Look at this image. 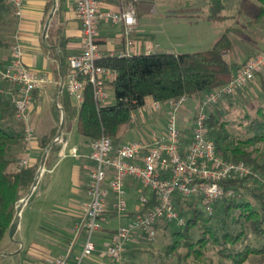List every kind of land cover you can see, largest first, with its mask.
I'll return each mask as SVG.
<instances>
[{"label": "built area", "instance_id": "1", "mask_svg": "<svg viewBox=\"0 0 264 264\" xmlns=\"http://www.w3.org/2000/svg\"><path fill=\"white\" fill-rule=\"evenodd\" d=\"M18 16L22 0H8ZM99 0H79L76 11L82 26V52L68 59L69 73L63 83L64 89L78 108L84 103L85 91L92 86L99 107H105L111 98L108 82L117 77L113 69L100 65L102 60L99 43V26L108 22L124 26V38L131 45L135 27L136 12L132 7L120 12L100 9ZM153 48L147 52L152 53ZM25 50L15 44L11 60L0 67V78L10 85L16 116L24 126L28 150L37 142L33 123L32 108L35 93L43 92L49 82L43 73L27 68L23 62ZM131 53L121 54V58L132 57ZM264 71V50L251 57L238 69L231 81L224 87L209 92L196 112L190 118L191 138L186 143L180 126V115L187 98L160 102L147 99L146 103L132 113L130 123L135 126L140 115L145 112L161 113L168 109L165 130L152 131L140 140L116 143L112 138L102 136L90 143V162L84 210L75 220L73 233L75 242L82 239V250L74 258V264H83L97 252L96 234L102 224L108 222L106 214L116 213L128 222L111 236L106 244L105 256L120 260L127 248L141 237L149 241L157 237L156 224L160 221L185 224V219L177 209L180 197L186 200H200L204 210L211 215L214 205L226 198L234 197L233 189L222 183L229 180L259 178L253 168L245 162L226 160L217 151L215 141L209 138L206 121L209 108L217 105L225 97L233 96L244 89L255 77ZM61 147L59 156L67 157L68 141L59 133L55 141ZM71 156L81 159L78 148ZM31 163L30 158L20 161V168ZM133 183L137 185L132 186ZM131 190L137 193V208L134 215L128 210V196ZM143 191H148L145 195ZM142 208H146L141 211ZM71 254L56 259L54 264H68Z\"/></svg>", "mask_w": 264, "mask_h": 264}, {"label": "trees", "instance_id": "2", "mask_svg": "<svg viewBox=\"0 0 264 264\" xmlns=\"http://www.w3.org/2000/svg\"><path fill=\"white\" fill-rule=\"evenodd\" d=\"M260 1L264 3V0ZM208 2L209 11L205 21L222 24L234 18L224 14L226 1ZM243 7L244 0L241 1L239 12ZM259 15H264V8L260 9ZM14 19L15 12L10 2L0 0V47L9 45ZM232 33L233 30L227 27L213 47L207 50L102 59L101 66L117 72V77L107 84L112 102L99 107L92 86L89 85L83 105L77 108L64 89L61 97L66 122L75 123L78 134L89 143L102 136L110 137L118 143L123 130L133 127L130 123L132 113L141 108L147 99L167 102L198 97L221 89L244 65L229 61L234 47V40L230 36ZM0 67L4 68L1 64ZM233 96L225 97L220 102ZM219 103L212 112H208L206 127L209 138L215 141L220 156L226 160L247 163L259 178L223 182L225 188L233 189L236 194L216 203L211 215L206 213L200 200L178 197L177 209L185 219V224L177 226L160 221L155 226L157 232L170 234L173 239V243L159 257V264H223V261L244 264L252 256L264 258V152H259L258 148L252 149L256 145H264V110L260 109L258 116L254 118L247 116V129L251 136L241 140L235 139L227 128ZM185 133L187 134L183 135L188 143L192 133ZM56 135L57 129L45 136L40 149L46 150ZM27 148L24 126L17 119L10 85L0 78V254L4 252L3 242L9 236L17 207L24 196L30 193L42 160L40 154L29 166L11 170V166L19 161L20 155ZM50 151H55V146ZM135 185L139 187L137 183L132 184ZM143 193L149 194L148 191ZM145 209L142 208L141 211ZM110 213V218L118 217L116 213ZM132 215L133 211L129 217ZM195 230L200 233L199 239L193 236ZM116 231H112V235ZM140 243L151 241L141 237L133 245ZM210 247L220 258L219 263L206 256ZM181 250L184 252H180Z\"/></svg>", "mask_w": 264, "mask_h": 264}, {"label": "rangeland", "instance_id": "3", "mask_svg": "<svg viewBox=\"0 0 264 264\" xmlns=\"http://www.w3.org/2000/svg\"><path fill=\"white\" fill-rule=\"evenodd\" d=\"M146 1L140 2V0H137L136 5L130 7L135 10L136 15V7H138L141 29L152 37L156 36V43L161 45V48L158 49L159 51H167L171 46L176 47L181 53L211 49L214 45V43L211 44L210 42L212 35L216 34V40L219 39L225 33L227 27L233 30V33L230 34L234 40V47L229 55L231 63L241 62L248 55H256L264 48V15H259L260 9L264 8V3L260 0H244V7L241 12H239V6L242 0H223L224 2L226 1L227 6L224 14L234 16V18L222 24L211 23V27L208 26L209 22L203 23L201 19H197L198 16L208 13V0ZM178 20L181 21L178 23ZM190 22L198 23L191 24ZM207 95L208 93H203L198 97L188 98L184 104L180 115V126L184 135L187 134L185 132H191L190 118ZM56 101L57 92L51 86H47L41 99L37 102V107L41 109L40 114H37L36 111L34 112V116L38 120L36 121V137L39 147L42 141L39 138L51 129ZM110 102H112V98L109 99L108 103ZM219 104V108L224 112L222 119L227 122V128L235 139L244 140L250 137L251 134L247 129L249 125L247 116L254 118L258 116L260 109L264 110V71L256 76L241 93ZM214 109L215 106L209 108L208 112H212ZM166 112L168 113L167 108L161 113L145 112L144 115H140L135 126L123 130L121 139L118 142L129 143L142 139L144 135H149L152 131L163 132L168 117ZM63 136L68 141L67 157L61 159L59 154H57L52 159V155L49 157L51 151L48 152L47 158H49H46L44 171L38 179L32 195L33 198H30L31 201H28L22 211L19 228H24V243H28V241L33 239L37 228H40L41 221L48 218L46 214L53 213L63 216L71 212L72 205L75 204L74 202L78 196L76 192V188L79 187L77 185L78 182L81 185L86 184L84 180L86 177L85 171L79 174L82 178L84 177L81 181L76 176L82 158L76 159L71 156L74 148H78L81 156L85 155V150L88 149L85 140L78 134L76 124L71 127L66 120ZM254 148H258L259 152H264L263 144L256 145L252 149ZM45 152L46 150L39 149L36 152L31 150L29 153H32L31 156L33 158H37L42 154L43 158ZM26 157L28 156L26 155ZM20 161L21 159L15 165H12L11 170L15 169V166L20 168ZM129 193L128 210L135 211L138 205L137 193L135 190H131ZM26 197L24 196L22 200ZM111 214H106L108 222L102 224V229L95 236V242L98 245L97 252L92 258L86 259L83 264H92L91 262H94V264L98 262L99 264H157L161 254L173 243L170 234H163L159 231L157 237L151 243H140L135 246L131 244L120 260H111L105 256L106 244L109 240L107 232L118 230L128 222L121 217L110 218ZM73 219L75 221L77 217ZM193 236L195 239H199V231L195 230ZM180 252L184 251L181 250ZM206 256L208 258L211 257L215 263L221 261L212 247L208 249ZM223 264L232 263L223 261ZM244 264H264V258L262 256H252Z\"/></svg>", "mask_w": 264, "mask_h": 264}, {"label": "crops", "instance_id": "4", "mask_svg": "<svg viewBox=\"0 0 264 264\" xmlns=\"http://www.w3.org/2000/svg\"><path fill=\"white\" fill-rule=\"evenodd\" d=\"M78 1L79 0H22V8L20 9L19 15H15V21L12 25L13 29L10 35V43L8 46L0 47V64L6 66L11 60L12 47L15 44L21 45L25 50L23 56L25 66L35 72L43 73L48 77L49 82L45 85L43 92L47 86H51L52 89L57 92V101L54 109L55 111H53L54 116L51 122V129L39 139H43L45 136L50 135L51 132L56 129L57 137L61 132H58L59 126L61 130L63 117L65 118V111L63 108L64 102L61 94L64 90L63 83L69 73L68 59L82 52V26L76 11ZM136 1L137 0H99V6L100 9L104 11L120 12L132 5H136ZM141 1L147 2L146 0H140V2ZM136 10L137 26L131 37V45H129L124 38L123 25L108 22L100 24L98 40L101 47L102 59L120 57L123 53H131L133 56L151 54L147 52L148 48L154 49L152 54H181L176 47L172 46L170 48L168 47L169 49L167 51H159L158 49L161 48V45L156 43V36L152 37L141 29V18L138 7H136ZM205 16L206 15H200L197 19H201L203 23H208L204 19ZM180 21L181 20H178V23ZM190 23L193 24L198 22ZM208 24V26L211 27V23ZM216 38V34H213L210 41L211 44L216 43L218 40H216ZM263 50L264 48L261 49V51ZM251 57H253V55H248L241 62L239 61L237 63H243ZM43 92H37L35 94V101L32 108L35 131L37 130L36 121L38 120H36L34 112L36 111L37 114H40L41 109L37 107V102L41 99ZM70 100L72 104L77 107L71 97ZM74 124L75 123L70 124L71 127ZM85 144L88 149L85 150V155L82 157V162L80 168L77 169L76 176L80 178L81 181L84 177L82 178L79 174L85 171L86 177L84 180L87 184L90 166L88 155L90 154L91 148L89 147V142L85 141ZM53 146H55V151L51 152L49 155V157L52 155V159L54 155L60 153L61 149L59 145L54 144ZM39 149V142H34L29 150L27 148V150L20 155L19 160L30 157L31 162H34L36 158H33L31 156L32 153L30 154L29 152H31V150L32 152H36ZM26 155L28 157H26ZM15 169L18 168L15 166ZM86 184L81 185L78 182L77 185L79 187L76 188L78 196L74 202L75 204L72 205V211L63 216L53 213L46 214L48 218L41 221L40 228H37L35 236L28 241V243H24L23 241L25 239L24 228L18 229L13 240L8 236L3 242L4 252L0 254V264H54L56 259L68 253L71 254L68 264H74V258L78 256L82 250L81 241L83 240L80 239L77 243L75 242L73 233L75 221L73 218L80 216L88 200L85 191ZM111 232H107L108 239L112 236ZM91 263L94 264V262ZM97 264H99V262Z\"/></svg>", "mask_w": 264, "mask_h": 264}, {"label": "water", "instance_id": "5", "mask_svg": "<svg viewBox=\"0 0 264 264\" xmlns=\"http://www.w3.org/2000/svg\"><path fill=\"white\" fill-rule=\"evenodd\" d=\"M64 124H65V118L63 117V120H62V124H61V130L60 131H63V128H64ZM55 141H56V138L55 140L50 144V146L46 149V152L45 154L43 155V158L41 160V164H40V167H39V170L36 174V177H35V180H34V183H33V186L30 190V193L28 194V196L22 200L18 207H17V212H16V217H15V220L10 228V231H9V237L10 239H14L19 227H20V223H21V214H22V211L25 207V205L28 203V201L30 200V198L32 197L33 193H34V190L36 188V185H37V182H38V179L41 177L43 171H44V165H45V161H46V158H47V154L48 152L51 150V148L53 147V145L55 144Z\"/></svg>", "mask_w": 264, "mask_h": 264}]
</instances>
